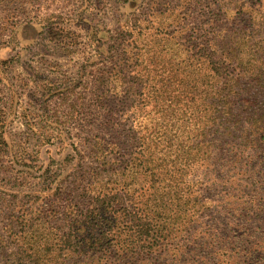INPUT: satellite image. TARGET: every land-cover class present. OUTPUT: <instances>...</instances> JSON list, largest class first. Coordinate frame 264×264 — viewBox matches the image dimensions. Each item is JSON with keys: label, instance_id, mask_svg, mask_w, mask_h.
I'll return each instance as SVG.
<instances>
[{"label": "trees", "instance_id": "obj_1", "mask_svg": "<svg viewBox=\"0 0 264 264\" xmlns=\"http://www.w3.org/2000/svg\"><path fill=\"white\" fill-rule=\"evenodd\" d=\"M243 6L231 17L229 9H217L214 24L195 39L164 34L163 47L180 55L167 75L135 72L144 63L139 48L132 60L124 49L117 63L123 69L101 79L107 87L121 85L111 98L105 95L114 98L105 105L109 118L92 125L89 163L83 167L84 158L85 172L74 173L84 195L77 191L62 210L41 208L37 218L5 223L0 264H150L156 257L155 263L180 223L188 231L189 219L223 211L226 195L237 198L229 193L234 186L254 185L259 195L237 212L245 222L261 219L264 39L248 32ZM133 34L127 31L124 40ZM4 129L0 119V154L7 150ZM96 129L113 131L114 138Z\"/></svg>", "mask_w": 264, "mask_h": 264}, {"label": "rangeland", "instance_id": "obj_2", "mask_svg": "<svg viewBox=\"0 0 264 264\" xmlns=\"http://www.w3.org/2000/svg\"><path fill=\"white\" fill-rule=\"evenodd\" d=\"M240 5L248 32L264 39V0H0V119L7 143L0 154V229L18 217L37 218L41 208L62 210L77 191L84 195L74 173L89 163L92 125L108 120L105 105L114 98L105 95L121 85L107 87L101 79L123 69L117 65L124 49L132 60L139 48L144 63L135 72L167 75L180 55L163 47L164 34L195 39L214 24L217 9H229L231 17ZM132 29L133 38L124 40ZM253 186L232 187L237 198L224 194L223 211L189 219L188 231L180 223L150 264H264V214L248 223L237 212L259 195Z\"/></svg>", "mask_w": 264, "mask_h": 264}]
</instances>
